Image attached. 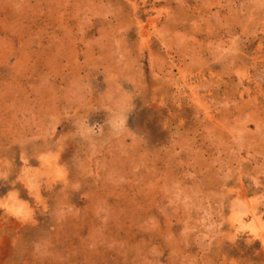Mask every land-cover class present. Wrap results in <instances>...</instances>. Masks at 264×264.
Listing matches in <instances>:
<instances>
[{"label":"rangeland","instance_id":"374dc122","mask_svg":"<svg viewBox=\"0 0 264 264\" xmlns=\"http://www.w3.org/2000/svg\"><path fill=\"white\" fill-rule=\"evenodd\" d=\"M263 227L264 0H0V264H264Z\"/></svg>","mask_w":264,"mask_h":264},{"label":"bare ground","instance_id":"6f19581e","mask_svg":"<svg viewBox=\"0 0 264 264\" xmlns=\"http://www.w3.org/2000/svg\"><path fill=\"white\" fill-rule=\"evenodd\" d=\"M145 39V38H144ZM57 160V159H56ZM43 161V160H42ZM54 165V164H53ZM54 167V166H53ZM26 176V175H25ZM28 185V184H27ZM29 186V185H28ZM34 188V187H33ZM35 191H37V190H35ZM30 192V191H29ZM12 200V199H11ZM16 200V199H15ZM16 202H14V204H15ZM19 206V205H18ZM249 206V205H248ZM23 208V207H22ZM8 209L9 210H17V208H15L13 205H11L10 203H9V205H8ZM250 209V208H249ZM7 210V209H6ZM23 210V209H22ZM30 211V210H29ZM14 212V211H13ZM12 212V213H13ZM27 212V211H26ZM243 212V211H242ZM17 213V212H16ZM259 213V212H258ZM21 215V214H20ZM23 215V214H22ZM21 215V216H22ZM25 215V214H24ZM242 215V214H241ZM237 216V215H236ZM254 218V217H253ZM236 223L238 224V227H240V228H244V227H246V225H247V220L246 219H244V218H242V217H237L236 218ZM248 228V227H247ZM246 228V229H247ZM264 228V227H263ZM263 228H261L260 229V231H258V230H256V229H254L253 230V235L255 236V237H257V238H261L263 241H264V229ZM251 229H252V227H251ZM261 240V241H262Z\"/></svg>","mask_w":264,"mask_h":264}]
</instances>
